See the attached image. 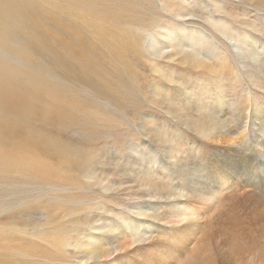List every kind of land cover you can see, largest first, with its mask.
Here are the masks:
<instances>
[{
    "label": "rangeland",
    "instance_id": "1",
    "mask_svg": "<svg viewBox=\"0 0 264 264\" xmlns=\"http://www.w3.org/2000/svg\"><path fill=\"white\" fill-rule=\"evenodd\" d=\"M55 1H36L40 14L31 26L9 12L0 15V31L16 32L35 51L33 60L39 65L25 66V71L48 89L54 82L66 88L54 79L50 59L36 52L46 40L47 50H52ZM191 2L198 9L203 3ZM226 5L229 16L221 13V22L232 24L236 33L243 32L245 24L248 30L264 29L263 8L234 0H226ZM5 9L0 3V10ZM238 15L240 19H230ZM165 17L171 21L173 12ZM176 25L175 41L188 43L191 36L182 38L180 31H192L206 46H213L212 51L202 52L214 63L212 75L182 65L169 69L179 70L183 86L189 87L187 94L182 90L176 94L169 87L184 114L176 115L171 106L161 103L163 96L153 94L150 83L160 77L154 60L148 59V65L133 69L141 71L135 77L134 94L146 105L142 114L133 108L115 110L119 121L123 119L115 127L101 123L88 133L68 126L61 136L47 121L42 126L37 115L30 118L34 127L42 126L63 146L48 148L60 149L64 155L66 150L63 175L72 185L54 191L50 185L26 184L24 208L17 219L22 252L6 256L8 264H264V91L253 83L262 75L254 73L258 66L248 54L241 57L235 43L226 42L211 25L203 26L202 33L189 24ZM154 33L155 29L149 32L143 49ZM259 36L254 43L264 44ZM261 58L264 61V54ZM220 59L227 65L221 66ZM156 63L166 69L167 63ZM219 95L225 103L220 117L223 129L201 136L188 128L196 115L187 98L214 104L221 100ZM40 156L53 164L50 152L41 151ZM136 236L144 240L136 243Z\"/></svg>",
    "mask_w": 264,
    "mask_h": 264
},
{
    "label": "bare ground",
    "instance_id": "2",
    "mask_svg": "<svg viewBox=\"0 0 264 264\" xmlns=\"http://www.w3.org/2000/svg\"><path fill=\"white\" fill-rule=\"evenodd\" d=\"M36 1L0 0L7 8L0 10V15L4 16L9 12L12 16L21 17L31 26L35 19L38 22L40 14ZM207 1L210 4L202 0V6L198 9L199 5L196 7L191 0H56L53 4V23L56 29H52V50H47L46 40L40 43L36 52L50 59L54 79L65 83L66 88L54 82L52 88L48 89L44 82L40 83L29 75L25 66L30 69L32 65H39L38 61L33 60L35 51L23 43L16 32L0 31V256H5L6 259V256L22 252L23 240L20 239H23V235L17 219L20 210L24 208L27 183L50 185L54 191H62L72 185V181L63 175V168L68 164L66 150L64 149V155L60 149L48 148L63 146L56 137L50 136L43 129V123L47 121L52 124L53 131L61 136L62 128L68 126L87 130L88 133L96 131V125L101 123L115 127L119 125L117 122L123 120L121 117L119 121L115 110L126 112L133 108L142 114L146 105L134 94L137 86L135 77L141 71L138 69L135 73L133 69L143 68L148 65L149 60H154L153 66L157 69V77H160V81L156 79L150 83L153 94L163 96L161 103L171 106L176 115L184 114L185 108L175 102L177 95L173 92L177 94L182 90L181 94H187L189 87L183 86V75L178 69H169L182 65L190 70L195 69L198 73L208 71L212 75L214 63L208 62V57L202 52L212 51L213 46H206L202 37L193 36L192 31H180L182 38L191 36L188 43L175 41L176 24H189L191 26L188 27L196 28V33L204 32L203 26L211 25L225 37L226 42L235 43L241 57L246 59L248 54L252 63L258 66L254 73L261 74V80L253 79V83L264 91V61L261 58L264 44L254 43L256 36L264 37V29L250 25L251 29L248 30L245 24L242 25L244 31L239 29L236 33L233 25L229 22L223 24V19L219 16L221 13L229 16L226 0ZM234 1L264 9V0ZM167 12H173V18L168 22L165 17ZM240 17L231 16L230 19L236 21ZM233 20L230 21L234 22ZM152 29H155V33L150 35L147 48L143 49L142 44ZM204 35L207 36V33ZM157 36L168 40L169 44L165 45ZM207 39L209 41L210 38ZM217 61L221 62V66L227 65L223 59ZM156 62L167 63L166 69ZM147 87L149 88L148 85ZM169 87H172L173 92ZM208 94L209 91L206 95L209 96ZM187 102L193 106L196 115V122L191 125L193 127L188 125V128L201 136H206V132L218 127L223 129L220 117L221 107L225 103L222 97L214 104H203L205 100H195L194 96L187 98ZM210 106L212 107L209 108ZM34 115L40 118L42 126L39 129L30 122ZM56 125L59 127H55ZM41 151L51 153V166L42 159ZM178 207L175 206V209ZM143 240L141 236H136L135 242ZM2 257L0 264H8L10 257L5 261Z\"/></svg>",
    "mask_w": 264,
    "mask_h": 264
}]
</instances>
